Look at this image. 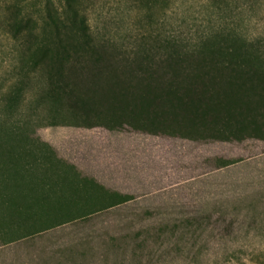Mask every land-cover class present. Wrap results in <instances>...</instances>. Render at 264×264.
I'll use <instances>...</instances> for the list:
<instances>
[{"label": "trees", "instance_id": "16d2710c", "mask_svg": "<svg viewBox=\"0 0 264 264\" xmlns=\"http://www.w3.org/2000/svg\"><path fill=\"white\" fill-rule=\"evenodd\" d=\"M203 1L210 18L188 36L168 27L176 0H131L140 15L132 28L115 32L91 27L84 0H60L57 7L50 0L33 7L28 0H0V23L13 40L19 71L0 110V248L77 220L54 217L30 230L18 217L20 193L30 191L41 209L69 206L67 185L73 201L86 202L74 206L79 210L104 199L84 218L130 200L96 185L99 192L78 195L77 187L91 191L93 183L69 182L73 167L30 134L37 121L196 142L264 140V33L248 36L237 25L241 0ZM34 84L40 95L25 116L18 105ZM41 185L44 198L34 194ZM51 186L58 188L52 205Z\"/></svg>", "mask_w": 264, "mask_h": 264}, {"label": "rangeland", "instance_id": "374dc122", "mask_svg": "<svg viewBox=\"0 0 264 264\" xmlns=\"http://www.w3.org/2000/svg\"><path fill=\"white\" fill-rule=\"evenodd\" d=\"M45 1L28 0V4L43 6ZM59 1L50 0L55 7ZM84 2L95 30L123 31L132 28L140 15L131 0ZM237 5L241 30L248 36L263 34L264 0H241ZM209 11L203 0H176L168 27L193 36L205 26ZM17 65L11 35L0 23V110L4 95L17 80ZM39 91V84H34L23 94L18 109L25 116ZM38 109L42 112V107ZM45 124L37 121L30 134L50 144L58 158L73 167L67 171L70 183L75 177L93 183L91 191L77 187L78 195L99 192L96 185L130 200L84 218L85 212L98 210L94 207L104 199L94 198L89 204L94 207L79 210L74 206L86 202L73 201L67 185L64 198L69 206L41 209L30 191L20 193L18 217L30 230L54 217L77 220L0 248V262L264 264V140L196 142L129 129ZM46 187L36 186L35 196L44 198ZM53 187L51 205L58 195Z\"/></svg>", "mask_w": 264, "mask_h": 264}, {"label": "crops", "instance_id": "0c3cea01", "mask_svg": "<svg viewBox=\"0 0 264 264\" xmlns=\"http://www.w3.org/2000/svg\"><path fill=\"white\" fill-rule=\"evenodd\" d=\"M97 128V127H96ZM88 129V128H87ZM91 129H93V128H91ZM107 130V129H106ZM110 131V130H109ZM49 146H50V144H48ZM51 147V146H50ZM52 148V147H51ZM53 149V148H52ZM55 151V150H54Z\"/></svg>", "mask_w": 264, "mask_h": 264}]
</instances>
